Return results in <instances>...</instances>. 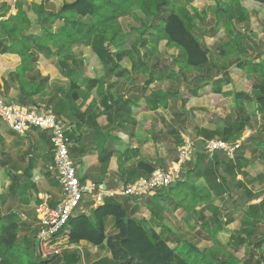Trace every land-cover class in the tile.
Returning <instances> with one entry per match:
<instances>
[{"label":"crops","instance_id":"0c3cea01","mask_svg":"<svg viewBox=\"0 0 264 264\" xmlns=\"http://www.w3.org/2000/svg\"><path fill=\"white\" fill-rule=\"evenodd\" d=\"M16 1L18 0L11 2L7 15L0 16V19L17 12L14 6ZM30 1L32 0L27 1L25 8ZM61 4L62 0H46V10L56 12ZM259 6L264 7V4ZM28 15L33 23L31 29L35 31L39 27L36 15L31 11ZM56 26L57 23L49 28L54 32ZM219 32L220 29L217 33ZM49 47L51 53H38L33 70L24 75L29 83L46 79L42 92L26 100L36 109L50 110L65 124L70 136L69 153L76 175L83 183L104 184L112 188L130 182V177H144L137 168L139 163L166 168L176 162L178 148L186 139L193 141L194 154L196 146L202 145L201 139L206 138L203 131L220 130L221 125L216 119L224 118L234 107L232 94V97L222 96L213 91V83L221 74L215 78L210 73L202 74L194 69L181 68L180 62L176 61L180 59L178 49L168 48L164 43L157 46L159 50L152 56L145 57L147 46L123 44L112 47V50H126L132 54L123 55L119 60L107 61L101 60L90 46H74L75 72L70 77L59 70L60 56L56 53L57 48L51 43ZM19 62L20 58L14 54L0 53V92L6 100L21 105L23 93L15 79ZM72 80L79 84V111L71 110L66 98ZM91 80H96V84L89 90ZM226 86L222 91L230 90ZM231 100L233 106L230 108ZM222 105L227 107L226 110L220 108ZM248 136L243 135L242 139ZM107 154L110 155L103 168L100 160ZM243 156L246 157L245 154ZM52 162L49 132L31 127L24 134H19L0 120V218L7 221L11 213L15 214L19 226V243L24 244V239H31L36 253V206L44 195H47L50 207L55 206L61 198V187L51 168ZM26 169L29 176L24 173ZM242 179L241 174L236 175V179L230 177L231 192L225 195L229 197L220 205V211L227 208L233 200L238 205L243 203L239 197L245 195L235 187L236 181ZM182 180H185V176ZM195 185L208 187L203 177H199ZM184 193L179 192L177 197L183 198ZM161 195L165 196L164 200L159 197ZM169 196L171 195L166 188L142 197L116 196L112 199L123 204L132 216L156 231L159 232L163 225L169 228L165 232L171 246L187 239L199 247H205L195 242V239L199 241V237L192 240L183 233L195 231V235L200 234L203 239H207L203 241L212 240L213 220L210 210L205 207L207 202H198L192 209L198 213L192 217L179 199L170 200ZM188 203L187 200L183 202L184 205ZM211 203L216 205L217 199H212ZM160 206L161 216L154 217L150 208L156 210ZM94 207L91 197L85 195L73 215H90ZM201 216L203 219H200ZM207 222L210 230L201 225ZM112 226L113 218L108 217L105 220V232L111 233ZM60 247L62 251L59 254L69 249L77 250L79 256L84 248L94 254L99 248L85 241L69 243L64 234L60 236ZM106 255V260L113 264L108 251ZM96 261L105 264L103 257L92 259V263Z\"/></svg>","mask_w":264,"mask_h":264},{"label":"trees","instance_id":"16d2710c","mask_svg":"<svg viewBox=\"0 0 264 264\" xmlns=\"http://www.w3.org/2000/svg\"><path fill=\"white\" fill-rule=\"evenodd\" d=\"M25 0H18L14 6L17 12L9 14L5 19H0V53L14 54L20 58L16 67L15 79L22 91L20 104L32 108L29 99L43 90L44 81L36 80L29 83L24 75L33 70V64L37 60V54L51 53L49 44L55 46L56 53L60 56L58 62L61 73L70 77L75 72L73 64L76 62L73 47L90 46L93 52L103 61L119 60L123 55H131L130 51H116L111 48L117 47V41L124 36L120 18L125 17L132 7H136L144 17H150L147 33L141 36L140 47L147 46L144 56H152L157 51V46L164 43L168 48H176L181 51L179 56L184 66L190 67L202 74H208L215 64H210V52L208 47L195 33L198 25H205L206 11L191 13L183 4H190L194 0H62L60 8L56 11L46 10V0L28 3L25 8ZM183 1V2H182ZM264 4V0H253ZM224 3V2H223ZM11 6V0H2L0 16L7 15ZM36 15L38 28L32 30V20L28 13ZM218 22L222 23L226 41L220 44V55L240 54L246 52L241 37L234 30L237 24H246L250 19V13L243 4V0H225L223 6H218L214 12ZM57 23L56 31L49 27ZM218 24V23H217ZM137 50V49H136ZM159 50V49H158ZM237 67L245 72L248 78H253L258 85L259 92L249 100L254 107V112L264 114V58L261 56L254 59H241ZM89 90L96 84L91 80ZM231 83L229 74L223 72L213 83V91L223 92V87ZM79 84L76 80L71 81L66 98L71 110L79 111L77 104ZM233 95L234 107L224 118L217 121L221 125L220 130L213 132L203 131L204 139L220 138L227 142H238L237 155L234 159H226L221 153L214 152L209 156L201 146H196L191 159L183 166L181 177L167 189L171 196L170 200H178L187 209V213L194 217L198 212L192 210L198 202H207L205 206L210 210L213 222L220 225L218 231L225 229L233 223L235 209L241 210L242 215L238 220L241 228L239 231L230 233V251H240L250 242L261 227H264V188L253 192L250 185L263 183L264 172H253V164L262 158L264 165V126L260 127L256 134H251L242 139L244 131L250 124L252 114L247 103L246 92L242 90L228 91ZM5 100V96L0 92ZM8 103H13L6 100ZM69 136V130L67 131ZM250 151L251 157L245 158L244 153ZM107 156L101 157L103 168L106 166ZM141 174L149 176L155 169L154 166L145 163L137 164ZM25 175L29 176L28 169ZM241 174L243 179L237 180L235 187L243 191L247 200L262 195L260 201L246 205H238L233 200L225 209L220 211V205L225 201V195L231 192L230 177L236 179ZM139 176V175H138ZM138 176L130 177L128 181H134ZM185 176V180L182 177ZM203 177L208 187L195 185L196 180ZM20 181V177L17 178ZM83 183V182H82ZM166 189V188H165ZM163 190V189H162ZM184 191L183 198H178V193ZM168 195V194H167ZM162 200L165 196L161 195ZM217 199V204L211 203ZM189 201L184 205V201ZM177 206V205H176ZM154 217L161 215V206L154 210L150 208ZM113 218L112 232H105V220ZM200 219H203L201 216ZM161 220V219H160ZM210 230L209 223L201 224ZM19 226L15 214H10L7 221L0 218V264H53L58 259L62 264H77L80 256L77 250H65L62 254H53L46 258H40L34 249L31 239H24V244L18 241ZM165 230L162 226L158 232L148 226L144 221L132 216L123 204L112 198H106L103 204L95 206L90 215L78 214L69 218L63 234L68 242L78 244L85 241L93 247H106L110 253L113 264H247L253 257L252 253L241 261L235 255L225 249L222 244L218 248L199 247L190 240L183 239L174 246L168 243ZM212 236V235H211ZM259 236L251 246L250 251H257L259 257L256 264H262L264 259V234ZM226 252L223 258L220 251ZM92 264H101L96 261Z\"/></svg>","mask_w":264,"mask_h":264},{"label":"built area","instance_id":"2783aa9c","mask_svg":"<svg viewBox=\"0 0 264 264\" xmlns=\"http://www.w3.org/2000/svg\"><path fill=\"white\" fill-rule=\"evenodd\" d=\"M0 120L12 131L24 134L31 127L50 133L53 162L51 168L61 187V198L50 207L47 195H44L36 206L38 228L36 232L37 255L46 258L62 251L60 236L75 210L85 195H89L95 206L103 204L106 198L116 196L142 197L155 190L168 188L181 177L183 166L191 159L193 141L186 139L178 148V157L172 165L156 167L149 176L137 178L117 187L108 188L104 184L82 183L69 153L70 139L67 128L61 119L50 110H39L35 107L8 103L0 96ZM184 137V135H182ZM204 151L211 156L221 153L226 159L237 155L238 142H227L220 138L201 139Z\"/></svg>","mask_w":264,"mask_h":264},{"label":"rangeland","instance_id":"374dc122","mask_svg":"<svg viewBox=\"0 0 264 264\" xmlns=\"http://www.w3.org/2000/svg\"><path fill=\"white\" fill-rule=\"evenodd\" d=\"M14 0H11V2ZM27 1L25 0V4H27ZM183 2V1H182ZM225 3V0H194L190 4L183 3L186 8L191 13H200L202 10H205L206 15V23L205 25H198L195 28V33L197 36L201 39V41L208 47L210 52V64L214 63L215 66L211 69L210 74H213V76L216 78L220 76L219 74H222L223 72H226L231 77V83L228 84L226 87L230 88V91L233 90H242L247 93L249 96L248 99L245 100L247 103V107L251 112H254V107H252L249 104V100L252 99L255 95V93L259 92L258 85L255 82L253 78H248L245 75V72L237 67L238 61L241 59H254L257 60L258 57L264 58V7L259 6L260 3H257L253 0H243L244 6L247 8L248 12L250 13V19L246 24H237L235 27V31L239 34L241 37V42L245 45L247 51L240 53V54H226V55H220V44L224 41H226V36L224 33V29L222 27V23L218 22L217 19L214 16V12L217 9L218 6H223ZM255 5H253V4ZM27 6V5H26ZM120 24L123 28L124 36L122 40L117 41V46H124L135 44L137 46L140 43L141 36L145 34V36H148L149 34L147 31L149 29L148 26L151 23L150 17H144L142 16L141 12L135 7L134 9H131L128 14L124 17H121ZM218 23V24H217ZM220 29V32L217 33V31ZM78 49V48H77ZM179 55L182 58V53L180 50ZM77 53H79L77 51ZM171 53V52H170ZM171 56V55H169ZM180 62L181 68L183 69H192L190 67L184 66L183 63H181V60H176ZM217 65V67H216ZM216 93V92H215ZM222 96H229L230 93L228 91L221 92ZM207 95V92L205 93ZM232 97V95H230ZM233 106V101L231 100L230 108ZM223 110H226L225 105L220 106ZM232 110V109H231ZM219 119V118H218ZM216 119V120H218ZM264 126V114L254 112L251 117L250 124L248 125L247 129L244 131V136L251 134H256L260 127ZM245 154V158L251 157L252 153L250 151H247ZM253 172H264V165L262 163V158L258 159L256 163L253 164ZM250 188H252L253 191H256L258 189L264 188V181L263 183H255L254 185H250ZM229 196H226L225 201L227 200ZM240 202L242 201L246 205L250 203H255L260 201L262 198V195L256 196L252 200H247V198L243 195H241ZM223 202V204L225 203ZM242 212L241 210H235L234 217L235 221L228 226L223 231H218L219 223L218 222H212L211 224V232H212V240L211 241H203L202 235L199 234L195 235V231H187L184 232L183 235L186 236L188 239H194L199 237V241L195 239V242H198L201 246L205 247H211L213 249L218 248L217 244H222L225 249L235 255V257L241 261H244V259L249 255V253H252L253 257H251L250 261L247 262V264H256V260L259 257V253L257 251H250L252 249L251 244L258 239L259 234H264V227H261L258 233L250 239L249 243H246L240 251L234 252L230 251V246L228 244L229 242V234L234 231H240L241 228L238 224V220L241 218ZM220 232V233H219ZM62 236V234H61ZM201 239V240H200ZM207 240V239H206ZM33 243V242H32ZM84 248V247H83ZM82 248V249H83ZM92 251L86 250V248L83 249V252L80 253V259L77 264H91L92 259L95 257H103L105 264H111L110 260H106L107 256V249L106 247H99L98 249ZM220 251V249H219ZM227 255L226 252L219 253V256H222L223 258ZM262 264H264V259L261 260ZM53 264H62L58 259L53 261Z\"/></svg>","mask_w":264,"mask_h":264}]
</instances>
